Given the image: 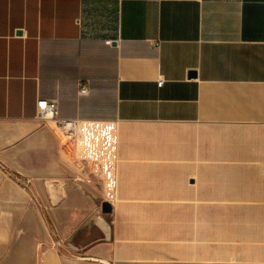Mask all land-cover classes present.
I'll return each mask as SVG.
<instances>
[{
  "label": "crops",
  "instance_id": "crops-1",
  "mask_svg": "<svg viewBox=\"0 0 264 264\" xmlns=\"http://www.w3.org/2000/svg\"><path fill=\"white\" fill-rule=\"evenodd\" d=\"M0 264H264V0H0Z\"/></svg>",
  "mask_w": 264,
  "mask_h": 264
},
{
  "label": "built area",
  "instance_id": "built-area-1",
  "mask_svg": "<svg viewBox=\"0 0 264 264\" xmlns=\"http://www.w3.org/2000/svg\"><path fill=\"white\" fill-rule=\"evenodd\" d=\"M162 79H158L157 84L161 85ZM80 94H86V86L80 85ZM36 119L43 124H52L63 143L71 142L78 134V120L74 118H64L58 113L59 103L56 99H39L37 102Z\"/></svg>",
  "mask_w": 264,
  "mask_h": 264
},
{
  "label": "water",
  "instance_id": "water-1",
  "mask_svg": "<svg viewBox=\"0 0 264 264\" xmlns=\"http://www.w3.org/2000/svg\"><path fill=\"white\" fill-rule=\"evenodd\" d=\"M111 211V206L108 202L104 201L100 205V212L103 214H107Z\"/></svg>",
  "mask_w": 264,
  "mask_h": 264
}]
</instances>
